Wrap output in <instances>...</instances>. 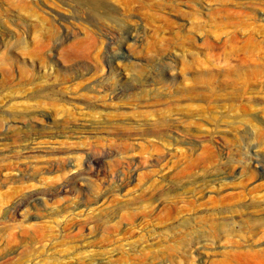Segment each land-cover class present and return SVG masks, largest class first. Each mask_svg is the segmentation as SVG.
Listing matches in <instances>:
<instances>
[{
	"label": "rangeland",
	"instance_id": "rangeland-1",
	"mask_svg": "<svg viewBox=\"0 0 264 264\" xmlns=\"http://www.w3.org/2000/svg\"><path fill=\"white\" fill-rule=\"evenodd\" d=\"M2 172L0 264H264V0H0Z\"/></svg>",
	"mask_w": 264,
	"mask_h": 264
},
{
	"label": "bare ground",
	"instance_id": "bare-ground-1",
	"mask_svg": "<svg viewBox=\"0 0 264 264\" xmlns=\"http://www.w3.org/2000/svg\"><path fill=\"white\" fill-rule=\"evenodd\" d=\"M89 133V132H91L90 130H88V131H86V133ZM26 146V145H25ZM24 146V147H25ZM21 148V147H20ZM25 149H27V148H25ZM24 150V149H23ZM14 151H16V150H14ZM17 152V151H16ZM22 152V151H21ZM24 152V151H23ZM15 154V153H14ZM18 154L20 155V152H18ZM22 154H27V152L26 153H22ZM9 156V155H8ZM25 156H27V155H25ZM97 160H99V159H97ZM27 170V169H26ZM13 171V170H12ZM7 174V173H6ZM0 175H2V176H5V174L2 172ZM72 185L71 184H69V183H64V184H62L61 186H59V187H57V188H48V187H45V189H42L41 191H39L38 193H31V194H29L28 196L27 195H25V196H27V197H25V199L23 198V201L22 202H18L19 204L18 205H16L17 207H15L14 209H15V213L17 214V213H21L22 212V209L23 208H27V207H25V206H27V205H29L30 203H31V201H33V199L37 202V201H39V198H43L44 196H50V197H53V196H55V195H57L58 193H60V192H63V191H68V190H71V187ZM18 190V189H17ZM44 190V191H43ZM67 193V192H66ZM11 197L10 196V194H7L6 195V197ZM7 197V198H8ZM4 202V201H3ZM7 203V202H6ZM24 210V209H23ZM21 217H22V215H21ZM25 231L27 230V229H24Z\"/></svg>",
	"mask_w": 264,
	"mask_h": 264
}]
</instances>
